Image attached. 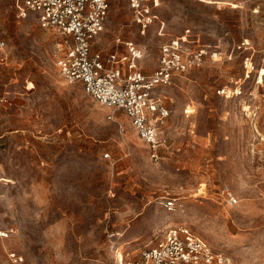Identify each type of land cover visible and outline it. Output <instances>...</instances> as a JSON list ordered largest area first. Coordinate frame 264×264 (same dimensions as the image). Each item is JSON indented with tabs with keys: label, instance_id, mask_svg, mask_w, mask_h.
<instances>
[{
	"label": "rangeland",
	"instance_id": "374dc122",
	"mask_svg": "<svg viewBox=\"0 0 264 264\" xmlns=\"http://www.w3.org/2000/svg\"><path fill=\"white\" fill-rule=\"evenodd\" d=\"M109 1L95 49L133 41L152 72L161 46L186 36L206 61L156 87L169 115L154 159L124 111L110 119L62 76L70 40L0 0V227L14 229L0 264H119L181 223L231 264H264V0H162L144 34L129 0Z\"/></svg>",
	"mask_w": 264,
	"mask_h": 264
},
{
	"label": "built area",
	"instance_id": "2783aa9c",
	"mask_svg": "<svg viewBox=\"0 0 264 264\" xmlns=\"http://www.w3.org/2000/svg\"><path fill=\"white\" fill-rule=\"evenodd\" d=\"M12 1L20 16L35 15L43 28L56 30L70 40L65 53L57 61L62 76L70 83H82L89 95L112 108L110 119L116 121L115 113L124 111L151 148L152 157L158 159L159 147L167 141L162 128L169 109L161 102L162 96L155 94V89L172 84L176 73L203 65L207 50H189L185 45L186 36L173 39L161 46L158 67L145 72L139 66L143 50L133 41L124 42L125 52L116 49L105 55L95 49L109 15V0ZM161 1L129 0L133 20L141 33L144 34L154 22L155 10ZM117 43H123L120 37ZM5 46V40L0 38V49ZM216 56V53L212 54V57ZM246 65L250 63L247 61ZM118 125L124 132L125 126L121 122ZM105 156L110 157V153ZM224 192L231 205L237 203V196L228 186ZM165 206L169 210H185V202L175 196L167 197ZM13 231L11 227H0V238L10 237ZM10 258L14 262L22 260L16 252H11ZM118 261L119 264H231L225 252L214 249L184 223L169 226L162 236L148 242L139 258L126 260L122 255Z\"/></svg>",
	"mask_w": 264,
	"mask_h": 264
},
{
	"label": "snow or ice",
	"instance_id": "6c2138e0",
	"mask_svg": "<svg viewBox=\"0 0 264 264\" xmlns=\"http://www.w3.org/2000/svg\"><path fill=\"white\" fill-rule=\"evenodd\" d=\"M0 235H2V234H0Z\"/></svg>",
	"mask_w": 264,
	"mask_h": 264
}]
</instances>
